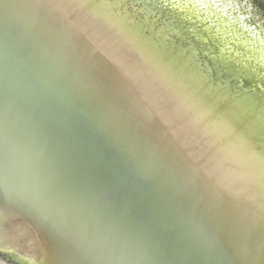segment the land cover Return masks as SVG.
Wrapping results in <instances>:
<instances>
[{
  "label": "water",
  "instance_id": "obj_1",
  "mask_svg": "<svg viewBox=\"0 0 264 264\" xmlns=\"http://www.w3.org/2000/svg\"><path fill=\"white\" fill-rule=\"evenodd\" d=\"M117 2L0 0V208L56 264H264V106Z\"/></svg>",
  "mask_w": 264,
  "mask_h": 264
},
{
  "label": "rangeland",
  "instance_id": "obj_2",
  "mask_svg": "<svg viewBox=\"0 0 264 264\" xmlns=\"http://www.w3.org/2000/svg\"><path fill=\"white\" fill-rule=\"evenodd\" d=\"M117 3L141 5L138 11L145 17L141 30L152 31L181 62L191 67L196 64L199 76L211 79L213 72L217 78L225 75L226 84L219 86L221 91L235 92L255 108L264 106V52L256 51L252 47L254 42L238 26L239 21L248 24L250 28L246 30L252 29L262 38L263 28L257 19L264 22V7L259 0H118ZM159 9L165 11L166 19L161 23ZM170 34L180 39L178 45L172 40L168 42ZM263 45L259 41L257 46ZM0 258L10 264H44L42 257L31 262L22 254L1 250Z\"/></svg>",
  "mask_w": 264,
  "mask_h": 264
},
{
  "label": "bare ground",
  "instance_id": "obj_3",
  "mask_svg": "<svg viewBox=\"0 0 264 264\" xmlns=\"http://www.w3.org/2000/svg\"><path fill=\"white\" fill-rule=\"evenodd\" d=\"M260 1L264 3V0ZM257 21L261 23L260 27L263 28V32L260 33L262 38L259 37L258 33H254L252 29L249 31L246 30L250 28L248 24L243 25L244 23L239 21L238 26L240 27V31L247 34V38L254 42L252 47L256 51L262 50L264 52V45L262 47L257 46L259 41L264 44V22H262L261 19H257ZM252 34L254 39L251 37ZM143 59L145 58L143 57ZM134 63L136 62L134 61ZM0 246L18 251L20 254L27 257L31 262L44 257V259H47V264H56V260L58 259L57 255L49 249L47 242L43 240L37 230L29 222L22 218L17 212L4 207L0 208ZM18 262L19 261H17V263ZM0 264L10 263H7L0 258Z\"/></svg>",
  "mask_w": 264,
  "mask_h": 264
}]
</instances>
